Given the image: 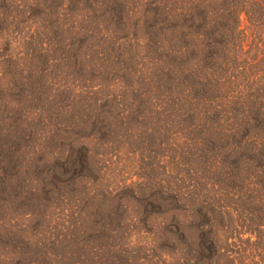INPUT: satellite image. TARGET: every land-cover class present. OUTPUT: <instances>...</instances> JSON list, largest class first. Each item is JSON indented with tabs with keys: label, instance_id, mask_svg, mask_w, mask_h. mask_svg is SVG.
Segmentation results:
<instances>
[{
	"label": "rangeland",
	"instance_id": "1",
	"mask_svg": "<svg viewBox=\"0 0 264 264\" xmlns=\"http://www.w3.org/2000/svg\"><path fill=\"white\" fill-rule=\"evenodd\" d=\"M183 10L0 0V264H264V173L209 166V145L160 108L185 73L224 70L190 57ZM250 45L238 71L264 78L258 29ZM101 114L113 124L103 149ZM160 120L176 135L165 144L149 126ZM83 144L92 168L70 170Z\"/></svg>",
	"mask_w": 264,
	"mask_h": 264
},
{
	"label": "trees",
	"instance_id": "2",
	"mask_svg": "<svg viewBox=\"0 0 264 264\" xmlns=\"http://www.w3.org/2000/svg\"><path fill=\"white\" fill-rule=\"evenodd\" d=\"M181 1H185L188 10L187 20L180 17L181 22L199 41V45L190 47V57L219 61L224 70L221 69L223 73H185L184 79L178 80L177 89H169L163 95L162 103L171 107L170 110L156 106L164 112H173L179 121L187 122L194 131V139L198 138L195 142L209 145L208 154L212 156L209 166L237 172L246 163L249 171L254 167L264 173V78L247 73V68L239 72V65L236 66L242 56L251 55L253 46L250 45L248 51L245 49L254 30L258 29L264 36V0ZM246 18L248 24L243 28ZM230 71L233 73H228ZM142 107L138 113L147 117L150 108L143 104ZM95 125L102 135L98 139L101 149L106 148L113 124L101 114ZM151 125L158 126L151 134L162 144L174 140L176 135L161 120ZM81 149L80 164L76 162L78 153L70 170L77 168L78 171L79 167L85 172L92 168L89 147L83 144ZM165 192H169L168 189L157 190V194L168 196ZM213 232L214 229L209 231L210 251L218 259L221 252Z\"/></svg>",
	"mask_w": 264,
	"mask_h": 264
}]
</instances>
